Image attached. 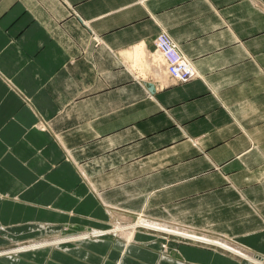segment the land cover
Listing matches in <instances>:
<instances>
[{"label": "crops", "instance_id": "0c3cea01", "mask_svg": "<svg viewBox=\"0 0 264 264\" xmlns=\"http://www.w3.org/2000/svg\"><path fill=\"white\" fill-rule=\"evenodd\" d=\"M139 216L264 261V0H0V249ZM136 228L0 264H254Z\"/></svg>", "mask_w": 264, "mask_h": 264}, {"label": "bare ground", "instance_id": "6f19581e", "mask_svg": "<svg viewBox=\"0 0 264 264\" xmlns=\"http://www.w3.org/2000/svg\"><path fill=\"white\" fill-rule=\"evenodd\" d=\"M138 52H139V50H138ZM158 57L162 58V56L159 53H158ZM159 58H157V59H159ZM184 61L188 62V60L185 57H184ZM140 62H142V61H140ZM154 66H156V65L152 64V68L155 69ZM191 70L193 72H195V70L192 67H191ZM157 71H156V73H158ZM165 74H167L166 71H165ZM158 75H161V73H159ZM161 78H162V76H161ZM136 227L146 228L149 230L156 231L158 233L162 232V233H166L168 235L171 234L174 236L181 237L183 239H193V240L201 241L204 243H208L210 245L223 248V249L233 253L234 255L245 258L254 264H264V261L262 260L261 257L256 256L255 254L252 253V251H250V250L244 248L243 246L233 242L229 238H226L223 236H212L211 234L210 235H208V234H197L196 232L191 231L190 228H189L190 230L188 231V230H184L183 228H179L178 226H170L169 224H164L161 222L145 219L142 216L141 217L139 216L138 222L136 224L129 225V226H121V225L115 226L114 229L111 231V233H107V232H103L101 230L95 229L96 231L92 230L93 233L76 232V233L68 234L67 236H65V235L64 236H57V237L51 238V239H44V240H39V241L30 240L27 243H21V244L19 243L16 246H11V247H7L5 249H0V256H8V257L14 258L17 254H20V253L32 252L35 250L55 247V246H59L62 244H68V243L73 242V241L91 240L92 238H94L93 240H95V239H98L99 236L101 237V236H105L108 234H114V233H117V234L119 233V235L121 234V236L124 237L125 239L131 240L134 237L133 233L136 232L135 231ZM48 228H42V230L41 229H39V230H41L40 232L46 233L49 230H51ZM92 234H94V236ZM90 235H92L93 237H91ZM13 255H14V257H13Z\"/></svg>", "mask_w": 264, "mask_h": 264}, {"label": "built area", "instance_id": "2783aa9c", "mask_svg": "<svg viewBox=\"0 0 264 264\" xmlns=\"http://www.w3.org/2000/svg\"><path fill=\"white\" fill-rule=\"evenodd\" d=\"M155 51L162 56V63L165 64L167 75L172 83H186L195 76L189 62L184 61L183 55L165 32L159 33L156 37Z\"/></svg>", "mask_w": 264, "mask_h": 264}, {"label": "rangeland", "instance_id": "374dc122", "mask_svg": "<svg viewBox=\"0 0 264 264\" xmlns=\"http://www.w3.org/2000/svg\"><path fill=\"white\" fill-rule=\"evenodd\" d=\"M158 36V35H157ZM156 36V37H157ZM156 39V38H155ZM154 46H155V40H154ZM156 53V55H154V57H152V61L153 62H155L156 63V65L157 64H160L159 63V61H163V58H159L157 55H158V52H155ZM157 58H159V59H157ZM158 60V61H157ZM154 63V64H155ZM155 70L157 71L158 70V65H157V69H156V67H155ZM164 71H166V68H165V64H164ZM136 72H138L137 70H136ZM167 73V72H166ZM166 75V77H167V79L171 82V80L169 79V76L167 75V74H165ZM138 219H139V217L135 220V224L138 222ZM96 229V228H95ZM94 229V231H96ZM138 229L137 228H135V231H137ZM71 231V232H70ZM60 232V233H59ZM70 232V233H69ZM76 232H85V230L84 231H79V230H73V229H71V228H62V229H60V230H58V231H56V234H59L58 236H67L68 234H71V233H76ZM89 233H93L92 232V230H89L88 231ZM88 232H86V233H88ZM160 233H162V232H160ZM45 234V233H44ZM53 234V233H52ZM93 236H94V234H92ZM92 235H90L91 237H93ZM162 235H163V237H169L168 236V234H166V233H162ZM169 235H171V234H169ZM110 236H119V237H121V234L119 235V233L117 234V233H115V234H113V235H110ZM171 236H174V235H171ZM57 237V236H56ZM101 237H105V236H101ZM100 236L98 237V239L99 238H101ZM94 238H92L91 240H93ZM186 240H190V241H192V242H198V245H200V247H205V248H209V249H212V250H218V251H222V252H224V251H227V250H225V249H223V248H220V247H217V246H213V245H210V244H208V243H204V242H201V241H197V240H193V239H186ZM74 242V241H73ZM166 247V245H162L161 246V252H164V248ZM166 250V249H165ZM228 252V251H227Z\"/></svg>", "mask_w": 264, "mask_h": 264}, {"label": "water", "instance_id": "95a60500", "mask_svg": "<svg viewBox=\"0 0 264 264\" xmlns=\"http://www.w3.org/2000/svg\"><path fill=\"white\" fill-rule=\"evenodd\" d=\"M150 91H151V92L153 91V86H150Z\"/></svg>", "mask_w": 264, "mask_h": 264}]
</instances>
